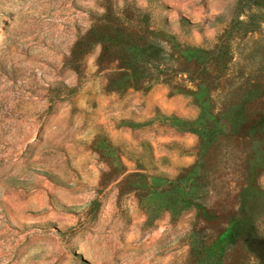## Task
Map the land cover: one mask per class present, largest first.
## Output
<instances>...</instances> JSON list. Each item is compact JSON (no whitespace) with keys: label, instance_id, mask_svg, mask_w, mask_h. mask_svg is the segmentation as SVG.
<instances>
[{"label":"rangeland","instance_id":"374dc122","mask_svg":"<svg viewBox=\"0 0 264 264\" xmlns=\"http://www.w3.org/2000/svg\"><path fill=\"white\" fill-rule=\"evenodd\" d=\"M0 264H264V0H0Z\"/></svg>","mask_w":264,"mask_h":264},{"label":"trees","instance_id":"16d2710c","mask_svg":"<svg viewBox=\"0 0 264 264\" xmlns=\"http://www.w3.org/2000/svg\"><path fill=\"white\" fill-rule=\"evenodd\" d=\"M242 1H246V0H242ZM165 186H170L172 188V191L174 192H178L179 189H181V185L180 182H165L164 184ZM182 199H183V203L186 200V193L181 195Z\"/></svg>","mask_w":264,"mask_h":264}]
</instances>
